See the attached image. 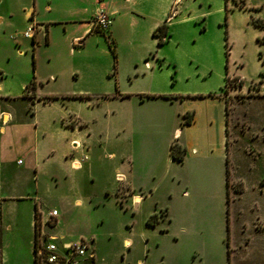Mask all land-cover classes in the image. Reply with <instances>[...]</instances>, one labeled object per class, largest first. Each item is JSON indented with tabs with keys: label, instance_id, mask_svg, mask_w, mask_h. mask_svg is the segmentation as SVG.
Instances as JSON below:
<instances>
[{
	"label": "crops",
	"instance_id": "obj_1",
	"mask_svg": "<svg viewBox=\"0 0 264 264\" xmlns=\"http://www.w3.org/2000/svg\"><path fill=\"white\" fill-rule=\"evenodd\" d=\"M175 2L176 0H0V35L9 40V44L0 46V229L4 225H10L12 213L9 209L11 210L15 199L21 197L22 193H29L31 189L39 193L43 167L41 164H55L59 160L68 162L75 171L70 185V194L75 195V202L83 204V195H92L88 179L95 178V175L89 170L88 154L86 159L82 156L92 148L85 141L86 138L69 136L77 130V126L70 127L56 114L40 117L39 111H32L28 117L22 110L24 103L16 105V102L33 94L39 97L35 104L37 107L40 103L47 106L54 104L56 99L45 100L40 97L44 93H59L56 88H46L60 78V72L54 65L55 49L61 44L70 55H75L86 48L90 39L100 31L93 26V17L100 8L107 9L112 15L108 36L117 41L118 45L125 37L126 42L134 47L132 59L115 64V86L97 89L109 95L107 100H117L118 125L123 130L125 142L119 158H112L116 172L111 171L103 176V187L108 196L124 206L125 210H141L144 202H147L149 206L145 217L149 218L151 214L157 213V224L176 234L185 231L187 224L193 222L189 208H186L187 204L181 202L179 197H186L193 202L206 200L216 191L219 194L224 192L229 210L230 206L235 207L249 192L254 191L253 202L259 205V196H264V173L256 175L252 182L236 173V149L231 138L238 141L241 130L247 136L245 151L250 160L248 165L252 169L255 164L252 160H256L264 150V117L259 126L253 128V122L246 111L239 113L231 105L228 114L227 99L234 105L250 99L264 102V80L260 84L248 85L242 76L237 75L243 79V84L233 86L226 85V82L220 92L210 97L214 104L206 112L193 110L194 107L183 96H172L173 93H179L178 90L171 89L158 78L164 68L162 47L165 42L158 43L159 38L154 30L165 21L170 29L178 16L184 13V10L172 12ZM255 9L258 20L264 25V6H256ZM32 25L35 26L34 34L26 36L25 32ZM262 29L264 33V26ZM59 34L61 35L58 36ZM23 58L34 63V72L31 67L25 72L21 71L19 61ZM32 80H35L34 86L28 87ZM92 90L89 86L80 91ZM235 93L241 94L243 98L232 100L229 96ZM155 113L161 114L159 122L167 132L169 159L177 163L191 159L193 168L189 172L180 175L174 173L169 177L167 172L136 170L138 159L133 155V134L145 129ZM191 113L192 121L185 123L186 115ZM177 135H180V140L176 138ZM173 141L187 148L183 160L173 158ZM128 148L131 149L130 152ZM21 155L25 158H21ZM12 163L24 169L4 170V167ZM81 170L85 172L78 173ZM229 190L230 194L232 190L235 193L230 203ZM34 204H37L45 234L56 236L60 243L86 237L83 233L76 236L60 230L65 219L60 210L54 222L56 231L48 233L47 217L55 207L46 210L40 201H35ZM31 224L35 238V207ZM244 231L248 233L244 243L248 244L253 235L263 233L264 228L259 227L256 221L244 222ZM88 238L92 239L95 248L94 264H110L101 253L100 239L94 234ZM3 242L1 235L0 264H11L4 252ZM132 244L131 236L125 235L122 238V245L129 254ZM34 258L27 264H35ZM125 261V264H137L128 258ZM83 264L88 262L84 261Z\"/></svg>",
	"mask_w": 264,
	"mask_h": 264
},
{
	"label": "rangeland",
	"instance_id": "obj_2",
	"mask_svg": "<svg viewBox=\"0 0 264 264\" xmlns=\"http://www.w3.org/2000/svg\"><path fill=\"white\" fill-rule=\"evenodd\" d=\"M179 2L176 0L172 12L184 10V13L169 29L170 36L162 47L164 68L158 74L160 81L178 90L179 93L172 96H183L194 107L193 110L206 112L214 104L210 97L220 92L227 82V76H242L248 85L260 84L264 80V25L258 20L255 9L256 6H264V0ZM103 33L106 34L98 31L88 46L75 55H70L61 44L55 49L54 65L60 72V78L46 88H56L59 93H44L40 97L56 99L52 106L40 103L37 107L35 104L39 97L33 94L16 102V105L24 103L22 110L28 117L32 111H39L40 117L56 114L70 127L77 126V130L69 136L84 137L91 146L92 150L82 156L86 159L88 154L89 170L95 178L88 179L91 197L83 195V204L79 205L75 202V195L70 194L71 178L75 171L69 163L59 160L55 164H41L39 193L31 189L22 196L15 195L21 197L15 199L9 209L12 213L11 227L4 225L0 229L9 262L27 264L33 260L35 238L31 219L34 202L40 201L46 210L55 207L64 215L60 230L69 235L83 233L88 238L94 234L99 238L101 253L110 264H125L127 258L137 264H264V231L253 235L250 243H244L248 234L244 231V222L256 221L259 227L264 228V196L258 195L260 202L257 206L253 202L254 191L249 192L235 207L230 206L229 210L224 192L219 194L216 191L206 200L193 202L179 197L181 202L187 204L193 222L187 224L185 231L177 234L162 228L160 224L148 223L145 217L149 206L147 202H144L141 210H125L124 206L108 196L103 187V176L111 171L116 172L112 158H119L125 142L123 130L118 125L117 100H107L109 95L97 89L115 86V64L132 59L134 47L126 42L125 37L120 45L115 40L111 45L108 32ZM7 44L9 40L0 35V46ZM19 64L21 71L25 72L31 67L34 72V63L27 58L21 59ZM229 83L233 86L241 84L236 78H231ZM89 86L93 88L92 91H80ZM229 97L232 100L243 98L236 93ZM231 105L234 111L247 112L253 128H257L264 117L262 100L250 99ZM152 116L145 129L133 134V155L138 159L136 170L167 172L169 177L174 173L180 175L189 172L193 168L191 159L184 163L169 159L167 132L159 122L161 114ZM240 132L238 141L231 138L236 149L235 170L252 182L256 175L264 173V150L256 160H252L255 164L250 169V160L245 151L248 138ZM176 138L181 139L180 135ZM130 150L128 148V152ZM20 157L25 158L23 155ZM21 169L24 168L15 163L4 167V170L12 171ZM230 195L232 202L234 190ZM46 231H56L54 223L47 222ZM125 235L133 238L130 254L122 245Z\"/></svg>",
	"mask_w": 264,
	"mask_h": 264
},
{
	"label": "built area",
	"instance_id": "obj_3",
	"mask_svg": "<svg viewBox=\"0 0 264 264\" xmlns=\"http://www.w3.org/2000/svg\"><path fill=\"white\" fill-rule=\"evenodd\" d=\"M112 25V15L105 9L100 8L93 17V26L103 32L109 31ZM35 26H30L25 32L26 36H32ZM59 216L58 209L54 208L47 217L48 223H54ZM41 228L36 242V264H94L95 248L90 238L81 237L73 241L58 242L56 236L47 235Z\"/></svg>",
	"mask_w": 264,
	"mask_h": 264
},
{
	"label": "trees",
	"instance_id": "obj_4",
	"mask_svg": "<svg viewBox=\"0 0 264 264\" xmlns=\"http://www.w3.org/2000/svg\"><path fill=\"white\" fill-rule=\"evenodd\" d=\"M154 34L158 36V43L159 44H163L168 36L170 35L169 32V24L167 21H165L164 23L160 24L155 30H154ZM110 38V37H109ZM110 44L113 45L114 44V40L112 38H110ZM231 78H236L239 79L241 84H243V79L238 77V76H234V77H229L227 76V83L226 85H229V81L231 80ZM35 84V80H32L30 84H28V87H32ZM152 96V95H149ZM230 109H231V104L230 101L227 99V112L228 114L230 113ZM193 119V114H187L185 117V123L191 122ZM228 146H229V140H228ZM171 152H172V156L175 159L178 160H183L186 153H187V148L182 146L181 144H179L177 141H173L171 144ZM228 175H230V168L228 167ZM231 201V195H230V190H229V194H228V203H230ZM159 220V215L157 213H153L149 216L148 218V223L150 224H156ZM40 228H41V220H40V213L38 211L37 208V204H35V248H34V252H36V242H37V238H38V234L40 232ZM229 228V225H228ZM229 238V236H228ZM229 239H228V252H229V258L231 256V248H230V244H229ZM35 259V258H34ZM35 264H36V259H35Z\"/></svg>",
	"mask_w": 264,
	"mask_h": 264
}]
</instances>
